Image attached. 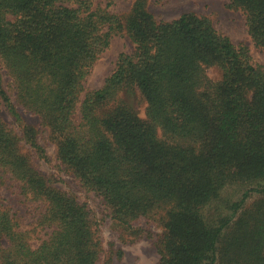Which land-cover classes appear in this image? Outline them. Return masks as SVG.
Here are the masks:
<instances>
[{"label":"trees","instance_id":"obj_1","mask_svg":"<svg viewBox=\"0 0 264 264\" xmlns=\"http://www.w3.org/2000/svg\"><path fill=\"white\" fill-rule=\"evenodd\" d=\"M145 1L123 18L94 0H0V103L21 122L17 131L0 115V170L41 203L37 225L50 229L33 247L0 200V264H98L103 252L95 211L34 165L45 149L18 107L39 118L58 161L131 242L150 234L134 225L142 218L160 228L158 264H264V67L208 16L157 19ZM228 5L264 49V0ZM122 32L132 51L85 89ZM122 94H135L144 116ZM231 185L244 191L239 200L223 199Z\"/></svg>","mask_w":264,"mask_h":264},{"label":"rangeland","instance_id":"obj_2","mask_svg":"<svg viewBox=\"0 0 264 264\" xmlns=\"http://www.w3.org/2000/svg\"><path fill=\"white\" fill-rule=\"evenodd\" d=\"M133 2L134 0H94V5L107 7L110 12L117 13L124 18L130 11ZM228 2L229 0H146L145 4L148 11L157 19L171 20L189 11L208 16L218 31L229 36L235 44L246 45L253 62L264 67V49L257 47L250 37L245 15L239 10L230 8ZM132 48L133 43L126 33L115 34L111 38L109 46L100 55L85 78V89L99 88L115 68L118 55L121 52H130ZM207 73L214 80L220 78V70L216 67H211ZM4 84L8 90L12 87V80L5 73ZM83 95L84 92L81 93V98ZM122 96L140 116H144V105L135 94H122ZM18 110L22 122L37 126L39 142L45 149L46 158L32 154L34 165L43 174L52 175L56 179V187L63 191L73 192L80 201H86L95 211L99 220V235L103 245V252L98 264H105L107 261L111 264H158L159 254L156 242L160 228L155 223L150 224L148 220L142 218L134 225L147 228L150 234L144 233L143 236L131 242L132 237L106 215L100 198L93 192L82 188L70 169L58 161L56 146L49 139L47 130L39 124V118L26 112L22 107H18ZM0 115L9 126L20 131L19 123L21 122H18L19 120H16L2 103H0ZM26 148H28L27 145ZM0 180H4L0 185V200L18 215L21 229L28 231L31 245L37 246L50 231L49 228L37 225V218L42 209L41 203L23 195L18 186L19 182L7 175H2L1 170ZM243 192L236 185H231L223 190L222 197L225 200L236 201L241 198ZM258 195V191H251L246 198V203H250ZM229 212L230 210L227 209L223 213ZM118 249L121 250V255H117Z\"/></svg>","mask_w":264,"mask_h":264}]
</instances>
